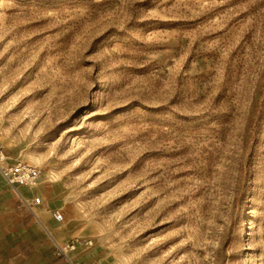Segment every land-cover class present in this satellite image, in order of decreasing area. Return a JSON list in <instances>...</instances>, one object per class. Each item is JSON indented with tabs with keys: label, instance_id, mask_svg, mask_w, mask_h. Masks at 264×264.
<instances>
[{
	"label": "rangeland",
	"instance_id": "rangeland-1",
	"mask_svg": "<svg viewBox=\"0 0 264 264\" xmlns=\"http://www.w3.org/2000/svg\"><path fill=\"white\" fill-rule=\"evenodd\" d=\"M0 147L100 264H264V0H0Z\"/></svg>",
	"mask_w": 264,
	"mask_h": 264
},
{
	"label": "crops",
	"instance_id": "crops-1",
	"mask_svg": "<svg viewBox=\"0 0 264 264\" xmlns=\"http://www.w3.org/2000/svg\"><path fill=\"white\" fill-rule=\"evenodd\" d=\"M19 193L27 199L42 198L36 214L27 208ZM61 205L62 201H52L47 191L42 193L36 186H21L17 192L0 172V264H70L64 255L56 254L54 240L67 243L86 232L77 219L61 223L53 217L51 209ZM69 255L74 262L100 264L87 244H78ZM104 264L111 262L105 259Z\"/></svg>",
	"mask_w": 264,
	"mask_h": 264
},
{
	"label": "built area",
	"instance_id": "built-area-1",
	"mask_svg": "<svg viewBox=\"0 0 264 264\" xmlns=\"http://www.w3.org/2000/svg\"><path fill=\"white\" fill-rule=\"evenodd\" d=\"M0 172L8 182L10 186H12L17 192L18 188L21 186H34L35 183L40 179L42 170L40 167L35 166L29 162L18 160L15 162H10L4 153L2 147H0ZM20 194V193H19ZM21 199L26 204L27 208L35 213V208L40 205L42 202V198L40 196H36L31 199H27L21 195ZM53 217L58 222L65 221V215L63 210L55 208L51 210ZM54 239V238H53ZM55 241V251L57 255H64L70 261V264H90L87 261L74 262L70 257V252L77 249L78 244L81 242L75 240H71L67 243H60ZM88 245H92V240H87Z\"/></svg>",
	"mask_w": 264,
	"mask_h": 264
},
{
	"label": "bare ground",
	"instance_id": "bare-ground-1",
	"mask_svg": "<svg viewBox=\"0 0 264 264\" xmlns=\"http://www.w3.org/2000/svg\"><path fill=\"white\" fill-rule=\"evenodd\" d=\"M8 152H9V151H8ZM8 158H9V157H8ZM11 159H12V158H11ZM34 186H36V188L39 189L42 193H43L44 191H47L49 197H53L54 194H56L57 192L60 191V189H58L57 187H55V186H53V185H51V186L46 185L45 182H41V180H40V181H37V182L35 183ZM49 188H51V189H49ZM55 188H57V189H55ZM56 190H57V191H56ZM44 197H45V196H44ZM45 199H46V197H45ZM87 245H88V244H87ZM88 246L92 248V246H90V245H88ZM77 248H78V247H77Z\"/></svg>",
	"mask_w": 264,
	"mask_h": 264
}]
</instances>
